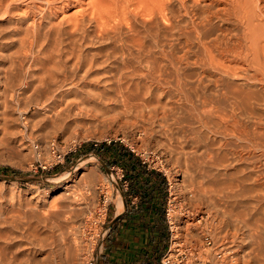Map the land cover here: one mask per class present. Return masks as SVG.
Returning a JSON list of instances; mask_svg holds the SVG:
<instances>
[{
  "label": "rangeland",
  "instance_id": "374dc122",
  "mask_svg": "<svg viewBox=\"0 0 264 264\" xmlns=\"http://www.w3.org/2000/svg\"><path fill=\"white\" fill-rule=\"evenodd\" d=\"M199 5L201 18L207 7ZM48 16L0 13V264H105L103 254H117V247L150 254V237L142 242L140 231L111 230L129 188L122 166L104 164L119 148L169 184L160 254L177 241L198 256L191 264H264V84L253 81L252 71L226 75L208 66L197 36L187 41L170 24L158 23L165 25L158 47L168 56L161 61L151 42L152 55L133 49L126 27L99 33L89 22L71 28L63 16ZM143 23L135 25L141 33ZM208 26L206 42L237 31L227 21ZM51 87L55 99L37 104ZM5 109L29 119L28 130H14ZM233 113L260 132L259 150L222 134ZM90 148L103 151L66 164L70 154Z\"/></svg>",
  "mask_w": 264,
  "mask_h": 264
},
{
  "label": "bare ground",
  "instance_id": "6f19581e",
  "mask_svg": "<svg viewBox=\"0 0 264 264\" xmlns=\"http://www.w3.org/2000/svg\"><path fill=\"white\" fill-rule=\"evenodd\" d=\"M19 1L22 0H0V13L3 12L5 16L6 15L12 16L16 13L18 14L22 13L25 16L27 15V17L28 15L35 16L36 14L37 15L42 14L45 16L49 15L50 17L63 16L64 19L66 20L68 19L70 21V23L72 24L71 28L73 26L74 28L75 27L78 28L82 26L84 23L86 24V22H89L90 25L93 24V26L97 29V31H99V33L104 31L108 32V28L109 31H111L112 29L110 28H112V26L114 25H117L119 29L122 27H126L132 33L131 34L132 38H130L131 40L128 42H130V45L132 46L133 49L137 50L138 53L143 54L144 56H149V54L152 52L148 50L147 43L151 42L153 44L152 45L153 48L154 45L156 46L157 49L160 48L158 47L159 45L158 42L160 41V39H162L160 38L161 35L160 32L162 31H160L159 28L164 27L165 26L164 24H170L168 27H171V31L173 32L176 31L180 34L182 33L187 38V41H190V39L193 36L195 35L197 36L196 39H198L201 45L204 47L203 48L205 51L204 57H206L208 66L210 67L217 66V68L219 67L218 69H220L226 75H228L229 73L233 75H238V71L239 72L252 71L251 78L253 79V81L258 80L257 82H261L260 84H264V0H25L27 1V4L21 6L18 5ZM173 3L178 4V6L175 5V7L177 6L176 8L178 9L177 11H175L176 9L173 8L172 6ZM199 3H206L205 6L207 7V9L205 10H203L202 8L203 16L201 18L200 16L202 14L199 16L200 12H198L197 10L198 9L197 7L200 6ZM213 5H217V8L213 9V11L209 10L208 7ZM71 11L72 13H70ZM67 13L68 14L70 13L71 15L68 16ZM184 17H187L189 19L188 22L184 21ZM213 19L219 20L221 22L223 21L231 22L233 25L237 27L236 33L232 34V31L230 30H226L224 32L222 31L220 37H216L212 41L206 42V40L202 39L205 36H203L202 38L201 36L202 34L204 35L203 31L205 30L206 27L207 28L209 27L208 25ZM139 22L141 23L144 22L143 23V25H145L144 33H141L135 27V25ZM152 22L155 25L154 27L150 25ZM159 22L161 23L163 22L164 23L163 26L159 27L158 25ZM162 50L163 48L161 49V51ZM161 53H162V55L160 56L161 61L162 59L168 58V56L167 58L165 57L166 54H164V51H162ZM219 59L230 61L231 63L236 62V64L237 62H239L242 64V67H238L239 65L238 66L235 65V67L237 66L238 68L226 67L224 66L223 63L218 62ZM54 68H55L54 70L57 69L56 67ZM146 74H144L143 76H145ZM154 74L155 73L149 75H154ZM55 77H56L55 72L52 71L51 75H49L48 78L50 80L49 82L50 86L55 83L54 80ZM63 87L64 86L62 85V87H57V89ZM57 89L51 87V90L45 92L46 94L44 93L45 95L40 98L41 103L39 102L37 104L42 105V103L44 104V102L46 101V100L44 101L43 99L51 100L53 97H55V95H57L56 92H58ZM8 95H10L12 101L13 99L14 101H17L16 99L18 98L16 97V95L14 96L13 94L10 93ZM59 100L61 101L62 99ZM8 106L11 108L12 105L9 104ZM17 107L14 108L16 109ZM15 109L12 111L7 110L8 112L5 109L4 112H7L8 117H10L11 127H13V129L15 128L14 130H17V132L21 134V130L19 129V126L23 125L25 128H27L28 127L27 120L29 121V119H26L25 116L19 118L16 117ZM228 116L230 115H227L226 118H228ZM235 116L236 115H234L233 118L229 117L228 119L229 121H227L226 118H224L226 120V124L227 122L229 124H227L226 126V132L224 131L225 133L222 134L223 135L226 134L227 136H232L233 138H236L243 143L246 142L250 146L256 147L259 150L260 143L258 144L255 141V136L260 132L254 131V128L253 131H251L249 128H247V126L240 123L241 121H238ZM25 128H24V132L26 131ZM232 137H230V139ZM263 145L264 144L261 145L262 148ZM245 148L247 147H245L244 145V148L242 147V149ZM239 155H240V159L242 160V156L240 153ZM65 190L68 192L69 191L68 187H66ZM118 208L120 211H123L124 205L122 199L118 204ZM238 228L239 226L237 227V229ZM235 231L237 232L238 235L239 229L238 231L235 229ZM177 247L179 248L178 250L179 253L181 254L184 253L182 243H179ZM223 248L221 249L224 250ZM228 251L230 253L227 254L233 253V252L231 253L230 250ZM65 259H67L66 256ZM67 261L65 262V264H69V262L67 263Z\"/></svg>",
  "mask_w": 264,
  "mask_h": 264
},
{
  "label": "crops",
  "instance_id": "0c3cea01",
  "mask_svg": "<svg viewBox=\"0 0 264 264\" xmlns=\"http://www.w3.org/2000/svg\"><path fill=\"white\" fill-rule=\"evenodd\" d=\"M119 149L114 152L111 161H103L111 169L122 166L129 182L128 191L123 192L124 209L120 213H115L111 230L115 232V227H118L121 229L129 228L128 231L131 232L140 231L142 242L150 237L151 245H155V248L151 246L153 250L150 254H124L129 251L124 252V250H120L121 247H117V254H103L101 259H104L105 264H161L165 254H160L161 249L158 248L157 243L163 233L162 228L165 221L164 213L168 199L169 184L164 175L156 174L154 173L155 171L149 170L146 165L140 162L136 155L124 154L125 149ZM100 150L96 148L86 149L84 152L79 150L68 156L66 164L72 165L80 162L91 152L100 153ZM134 198L138 201L137 206H132ZM115 240L118 241V238ZM138 241L136 239V242ZM122 247L124 249L125 246L123 245ZM118 252H123V254Z\"/></svg>",
  "mask_w": 264,
  "mask_h": 264
},
{
  "label": "built area",
  "instance_id": "2783aa9c",
  "mask_svg": "<svg viewBox=\"0 0 264 264\" xmlns=\"http://www.w3.org/2000/svg\"><path fill=\"white\" fill-rule=\"evenodd\" d=\"M55 146V143H53V148ZM39 149V146H36V150ZM56 153V151L54 152ZM59 159H61V156H59ZM168 223L170 225V229L173 231V228L175 227L174 221L172 217L170 216V212L167 213ZM205 241L207 242L208 246L212 244V241L209 237H206ZM181 242L175 241V243L170 248L169 252L165 254L161 260V264H191L193 258L199 260L198 256H193L194 254H186L187 249L184 253H179V248L177 247L178 244ZM220 256V255H219ZM199 264H203L201 261Z\"/></svg>",
  "mask_w": 264,
  "mask_h": 264
},
{
  "label": "trees",
  "instance_id": "16d2710c",
  "mask_svg": "<svg viewBox=\"0 0 264 264\" xmlns=\"http://www.w3.org/2000/svg\"><path fill=\"white\" fill-rule=\"evenodd\" d=\"M124 149H125L124 154H129V155L135 156V154L133 152H131L130 150H128L126 148H124ZM154 173L159 174L158 172H154Z\"/></svg>",
  "mask_w": 264,
  "mask_h": 264
},
{
  "label": "water",
  "instance_id": "95a60500",
  "mask_svg": "<svg viewBox=\"0 0 264 264\" xmlns=\"http://www.w3.org/2000/svg\"><path fill=\"white\" fill-rule=\"evenodd\" d=\"M1 178V177H0ZM10 180H13L14 178H9ZM27 181H30V180H27Z\"/></svg>",
  "mask_w": 264,
  "mask_h": 264
}]
</instances>
